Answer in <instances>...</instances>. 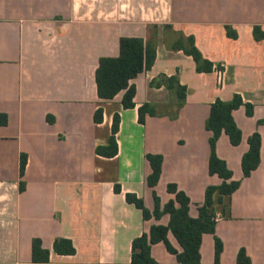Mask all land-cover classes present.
Segmentation results:
<instances>
[{"label": "crops", "instance_id": "crops-1", "mask_svg": "<svg viewBox=\"0 0 264 264\" xmlns=\"http://www.w3.org/2000/svg\"><path fill=\"white\" fill-rule=\"evenodd\" d=\"M255 26L264 31V0H0V113L8 116L0 126V264H131L133 240L153 225L168 226L170 215L145 220L128 193L153 212L155 196L162 208L177 204L168 191L175 184L198 218L206 189L223 182L210 173L206 123L217 100L236 95L244 102L232 112L241 142L222 132L216 154L240 186L217 205L216 230L202 236L201 264H238L242 250L251 264H264V39L256 40ZM122 37L156 41L157 48L152 68L130 82L131 109L122 105L125 91L100 99L96 83L99 59L119 56ZM187 37L212 71L199 72L194 58L175 48ZM170 77L186 88L184 100L168 87ZM144 104L155 113L140 123ZM116 114L118 154L100 156L96 148L108 145ZM256 132L260 164L246 177L242 161ZM148 154L163 157L153 187ZM61 238L75 254L54 251ZM34 239L49 262L33 261ZM168 240L182 250L172 232ZM152 257L178 264L163 242L152 246Z\"/></svg>", "mask_w": 264, "mask_h": 264}, {"label": "trees", "instance_id": "trees-1", "mask_svg": "<svg viewBox=\"0 0 264 264\" xmlns=\"http://www.w3.org/2000/svg\"><path fill=\"white\" fill-rule=\"evenodd\" d=\"M256 40L264 39V31L260 26L254 27ZM228 34L236 37V33L228 27ZM176 49L183 50L187 55L194 58L199 72H210L213 64L204 59L199 49L195 46L193 37L181 38L175 43ZM156 41L145 40L141 37H122L120 39V54L117 57H101L96 70V83L98 96L100 99L111 100L120 92L125 91L122 105L125 109L135 108L134 98L136 87L130 82L145 70H149L154 65L156 59ZM168 87H177V92L181 100L185 99L186 88L180 85L176 77L167 79ZM244 105L241 96L236 95L231 101L217 100L211 107V113L206 123V128L212 132L210 138L211 156L209 169L211 174H217L223 179L219 186H209L206 189L204 204L199 208L198 218L190 215V198L188 195L178 190L175 184L168 186V191L176 194V202L170 201L161 207L160 200L155 196V210L151 212L145 205L143 199L136 194L128 193L126 200L134 204L143 212L145 220L152 217L160 219L164 214L170 215L168 226L153 225L149 233H143L136 237L132 243L131 264H157L152 257V246L163 242L167 249L176 254L178 264H201L202 236L206 233H214L216 230L217 205L224 204L240 186V181H232L233 173L228 168L227 163L216 154V143L222 132H225L231 139L232 144L238 145L242 139V132L236 124L232 112ZM248 114L252 113L253 107L246 104ZM103 109L99 108L95 113V121L101 123L103 120ZM146 113L154 114V110L149 104H144L139 108V122H145ZM51 121V119H50ZM8 123V116L0 113V126ZM120 116H114L112 134L106 146H98L96 153L104 157H114L118 154V143L116 135L119 131ZM249 151L244 155L242 166L244 176H249L251 171L260 164L261 135L256 132L249 138ZM153 172L148 178V184L155 186L162 172L163 157L161 155L148 154ZM27 164V156L22 154L20 164V174L24 175ZM25 184L21 182L20 189L24 190ZM115 191L120 192L121 186L116 185ZM172 232L179 242L182 250H176L168 240V233ZM54 251L60 255H73L76 249L70 239H57L54 243ZM221 252V242L216 240V256ZM33 261L35 263H47L50 261V252L42 248V241H33ZM238 264H251L246 257L244 250L240 251Z\"/></svg>", "mask_w": 264, "mask_h": 264}]
</instances>
